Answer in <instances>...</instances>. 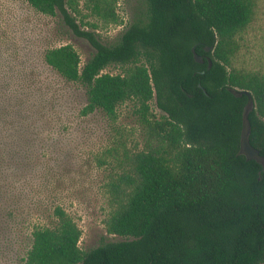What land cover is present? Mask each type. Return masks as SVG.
<instances>
[{"label": "trees", "instance_id": "1", "mask_svg": "<svg viewBox=\"0 0 264 264\" xmlns=\"http://www.w3.org/2000/svg\"><path fill=\"white\" fill-rule=\"evenodd\" d=\"M22 1L43 15L60 13L94 48L82 63L70 44L41 53L46 66L83 89L79 114L98 110L113 119L129 102L143 141L117 128L95 155L106 169L104 229L121 240L81 250L80 229L58 204L50 224H33L22 236L14 210L0 203V223L8 222L11 235L0 233V254L9 252L11 264H264V168L238 153L246 96L226 89L250 92L248 141L264 157V70L234 63L257 0H145L144 16L112 44L77 24L66 0ZM115 3L84 0L91 16L118 24ZM109 65L119 72L104 71ZM0 71L2 145L15 135L3 131L26 93L20 97L22 78Z\"/></svg>", "mask_w": 264, "mask_h": 264}, {"label": "rangeland", "instance_id": "2", "mask_svg": "<svg viewBox=\"0 0 264 264\" xmlns=\"http://www.w3.org/2000/svg\"><path fill=\"white\" fill-rule=\"evenodd\" d=\"M66 8L77 24L94 32L100 43L112 44L130 22L144 16L146 3L116 0L118 24L91 16L84 0H66ZM86 21L95 27L85 25ZM61 44H70L80 63L94 51L85 38L71 31L60 13L43 15L25 1L0 0V70L3 67L11 72L7 76L11 80L22 78L20 97L26 93L20 114L9 122L13 124L6 127L9 132L3 131L15 135L0 145V203L14 210L16 229L22 236L33 224H50L52 207L62 206L80 229L78 246L85 251L122 239L104 229L101 183L106 169L96 164L95 155L113 140L114 129L131 133L139 145L143 132L129 102L118 105L113 119L98 110L79 114L83 89L66 82L42 62L44 48ZM234 63L264 70V0L256 1L253 18L240 35ZM104 71L116 73L119 67L109 65ZM149 104L159 116L153 99ZM3 222L0 233L11 236L8 222ZM10 259L14 260L9 252L0 254V264H11Z\"/></svg>", "mask_w": 264, "mask_h": 264}, {"label": "water", "instance_id": "3", "mask_svg": "<svg viewBox=\"0 0 264 264\" xmlns=\"http://www.w3.org/2000/svg\"><path fill=\"white\" fill-rule=\"evenodd\" d=\"M206 50L209 49V47H205ZM192 57L196 62H201L202 58L195 53L193 50V47H191ZM207 65H210V59L206 58ZM228 92H230L232 95L239 97L242 94L246 96V101L243 106V111L241 114V122H240V131H239V142H238V153L243 155L245 159H254L256 162L261 164L262 168H264V157L261 156L258 153V150L250 145L248 141V134L250 130L249 121L247 119V113L249 110L253 107V100L251 97V94L248 90L245 89H239L236 87H227L226 88Z\"/></svg>", "mask_w": 264, "mask_h": 264}]
</instances>
